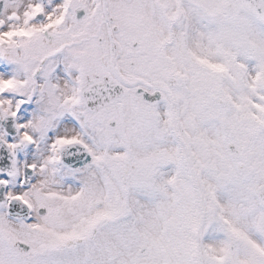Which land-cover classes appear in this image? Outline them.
<instances>
[{"label":"snow or ice","instance_id":"obj_1","mask_svg":"<svg viewBox=\"0 0 264 264\" xmlns=\"http://www.w3.org/2000/svg\"><path fill=\"white\" fill-rule=\"evenodd\" d=\"M0 264H264V0H0Z\"/></svg>","mask_w":264,"mask_h":264}]
</instances>
